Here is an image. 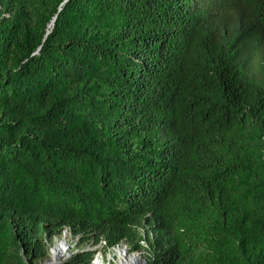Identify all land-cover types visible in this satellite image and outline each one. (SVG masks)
Returning <instances> with one entry per match:
<instances>
[{"label": "trees", "instance_id": "16d2710c", "mask_svg": "<svg viewBox=\"0 0 264 264\" xmlns=\"http://www.w3.org/2000/svg\"><path fill=\"white\" fill-rule=\"evenodd\" d=\"M65 230L264 264V0H0V264Z\"/></svg>", "mask_w": 264, "mask_h": 264}, {"label": "rangeland", "instance_id": "374dc122", "mask_svg": "<svg viewBox=\"0 0 264 264\" xmlns=\"http://www.w3.org/2000/svg\"><path fill=\"white\" fill-rule=\"evenodd\" d=\"M61 240H65L66 244H67V249L65 251L64 256L60 257L58 260H60L61 262L64 261L66 258H68L71 254H73L74 252H76L77 250H81V251H94V255H93V259L94 260L95 256L98 254V256H104L105 261H108V257L111 253L114 252L115 249L117 248H124V246L127 247V250L131 253H135V252H139V258L141 260H144V264H147V259H146V254L144 253V251H136V250H130L129 247L127 246L126 242L124 240L120 241L118 244L116 245H112L109 246L107 245L106 240L102 237L98 243L96 244H92L91 241L83 243V244H79V239L78 237H72L71 234H67L66 236H64V234L60 235L59 237H56L51 245L50 248L52 249V247L54 245H56L57 242L61 241ZM50 248H49V259L47 261L50 260ZM97 256V257H98ZM91 261V264H92Z\"/></svg>", "mask_w": 264, "mask_h": 264}, {"label": "bare ground", "instance_id": "6f19581e", "mask_svg": "<svg viewBox=\"0 0 264 264\" xmlns=\"http://www.w3.org/2000/svg\"><path fill=\"white\" fill-rule=\"evenodd\" d=\"M66 249L67 244L64 240L57 242L51 249L49 261H57L64 256ZM95 264H144V260L139 258L138 253H130L128 250L119 247L109 255L108 261H105L104 256H98Z\"/></svg>", "mask_w": 264, "mask_h": 264}, {"label": "water", "instance_id": "95a60500", "mask_svg": "<svg viewBox=\"0 0 264 264\" xmlns=\"http://www.w3.org/2000/svg\"><path fill=\"white\" fill-rule=\"evenodd\" d=\"M53 22H54V20H52L51 21V23H50V26L52 27L53 26ZM49 33V31H47V33H46V35ZM41 48V47H40ZM39 48V49H40ZM64 242H65V240H64ZM50 252H51V248H50ZM135 253H139V252H135ZM140 254V253H139ZM61 261L60 260H57V261H46L44 264H58V263H60ZM93 262V261H92Z\"/></svg>", "mask_w": 264, "mask_h": 264}, {"label": "built area", "instance_id": "2783aa9c", "mask_svg": "<svg viewBox=\"0 0 264 264\" xmlns=\"http://www.w3.org/2000/svg\"><path fill=\"white\" fill-rule=\"evenodd\" d=\"M66 233H67V231L65 230V231H64V233H63V234H64V236H66ZM67 234H68V233H67ZM124 249H126V250H127V247H126V246H124Z\"/></svg>", "mask_w": 264, "mask_h": 264}]
</instances>
